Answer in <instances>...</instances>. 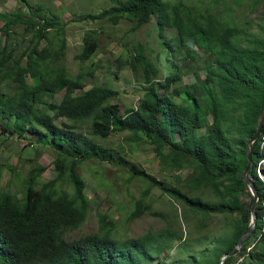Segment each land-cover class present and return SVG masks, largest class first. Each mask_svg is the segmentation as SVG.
Listing matches in <instances>:
<instances>
[{
    "label": "trees",
    "instance_id": "obj_1",
    "mask_svg": "<svg viewBox=\"0 0 264 264\" xmlns=\"http://www.w3.org/2000/svg\"><path fill=\"white\" fill-rule=\"evenodd\" d=\"M111 1L112 5L99 12L75 20L107 18L117 24L126 19L134 22L132 28H137L155 17L160 34L167 27L176 31V47L183 45L185 38L200 33L209 41L206 52L210 58L205 66L209 83H191L181 91L171 88L181 79L179 71L163 81L153 79L157 70L138 45L128 62L132 68L136 63L141 65L145 85L137 105L122 109L117 102H111L118 94L111 87L96 85L88 94L76 92L94 73L89 48L94 37H84L76 57L84 66L71 76L62 63L66 42L55 15L48 18L40 7H35L29 15L18 12L0 17V32L6 38L16 24L25 25L31 32V45L23 51V57H14V49L7 50L6 44L0 47V70L5 69V78L11 82L8 91L0 88V128L19 137L35 135L37 142H47L57 151L56 176L52 180L39 188L29 184L20 196L10 190L0 191V264H165L163 260L156 261L152 252L161 253L173 242L186 253L177 259V264H218L221 255L235 246L250 223L253 196L242 180V171L247 163L246 143L256 129L264 99V27L259 36L223 22L206 10L191 9L181 1ZM42 40L45 43L40 45ZM165 44L173 48L170 42ZM174 67L178 69L176 64ZM172 90L183 97L173 99ZM61 91L59 102L47 99ZM85 125L91 135L101 138L124 131L132 142H141L145 137L159 162L169 170L178 171L184 161L188 162L191 171L180 186H166L145 170L130 168L138 176L151 178V186H158L203 217L228 215L226 234L200 249H191L181 231L168 237L167 228L120 239L113 231L112 219L99 215L98 230L70 236L85 222L91 208L83 193V182L70 172L86 159L111 162L115 156L113 149L86 135L81 127ZM199 129L204 131L199 133ZM263 134L264 123L251 147L253 164L249 171L258 195L256 224L236 254L242 257L238 264H264V178L256 172L259 162L264 170ZM117 162L121 164V159ZM67 183H73L72 191L67 189ZM151 186L134 201L129 220L145 212L161 215L146 202ZM205 190L213 198L197 194ZM245 194L249 199L243 197ZM205 225V221L200 224ZM236 255L226 258L225 264H233Z\"/></svg>",
    "mask_w": 264,
    "mask_h": 264
},
{
    "label": "rangeland",
    "instance_id": "obj_2",
    "mask_svg": "<svg viewBox=\"0 0 264 264\" xmlns=\"http://www.w3.org/2000/svg\"><path fill=\"white\" fill-rule=\"evenodd\" d=\"M165 1H181L191 9L200 12L206 10L223 22L241 26L259 36L263 33L264 0ZM112 4L111 0H0V17L18 12L29 15L34 12L35 7H40L48 18L55 15L57 22L62 24V37L66 42L62 63L71 76L78 72L81 65L84 66L76 59L82 50L84 37H94L95 41L89 45L92 61L95 62L94 73L86 78L85 87L76 92L88 94L96 85L111 87L118 91L111 102H117L122 109L137 105L145 85L141 65L136 63L135 68H132L128 62L138 45H141L143 53L157 70L156 75H152L153 79L163 81L170 73L179 71L181 79L174 82L171 88H179L181 91H186L191 83H209L210 74L205 68L206 59L210 58L209 52H206L209 41L200 33L185 38L184 44L176 47V31L167 27L160 34L155 17L137 28H132L134 22L126 19H120L117 24L111 23L107 18L95 21L75 20L87 13H97ZM12 31L8 38L0 32V47L6 44L7 50L10 47L14 49V57H23V51L31 45V32L25 29V25L20 24L14 25ZM53 32L54 30L50 31ZM165 41L173 44V48L167 46ZM44 43L42 40L40 45ZM21 63L25 64V57ZM175 64L178 69L174 67ZM26 79L30 82L28 75ZM10 86L11 82L5 78V69H1L0 88L8 91ZM62 95L63 91L48 96L47 99L57 103ZM171 95L173 99L183 97V94L178 96L174 90ZM86 125L81 126L86 135L98 144L113 149L115 156L111 162L86 159L70 172L83 182V193L89 199L91 207L85 222L71 232L70 236L77 237L79 234L98 230L99 215L104 216L106 220L112 219L113 231L120 239L140 236L146 232L155 233L167 228L168 237L175 231H181L189 241L191 249H200L213 238L226 234L230 220L228 215L211 214L209 217H203L202 213L191 211L182 201L170 197L158 186H151V178L138 176L130 168L134 166L143 169L150 177L163 181L166 186H180L190 174L191 167L188 162L184 161L178 171L169 170L159 162L145 137L141 142H132L129 133L124 131L101 138L91 135ZM198 131L201 133L204 130ZM36 140L35 135L26 133L19 137L17 133L10 134L0 128V191L10 190L20 196L27 185L39 188L56 176V149L47 142ZM119 158L121 164L117 162ZM261 167L263 164L259 162L256 172L259 177L264 178V170ZM149 186L151 190L146 202L161 215L155 216L145 212L129 220L134 201ZM67 189L72 191L73 183H67ZM183 189L188 191L186 186H183ZM197 194L203 198H213L208 190L198 191ZM243 197L249 199L247 194ZM203 221L206 225L201 227ZM250 241L254 242L253 237ZM176 245L177 243L173 242L161 253L154 254L153 251L155 260H163L165 264H177V259L186 253L178 250ZM235 257L233 264H238L242 257Z\"/></svg>",
    "mask_w": 264,
    "mask_h": 264
},
{
    "label": "water",
    "instance_id": "obj_3",
    "mask_svg": "<svg viewBox=\"0 0 264 264\" xmlns=\"http://www.w3.org/2000/svg\"><path fill=\"white\" fill-rule=\"evenodd\" d=\"M263 123H264V99L262 101V104L260 106V110H259V114H258V119H257V126L256 129L253 133L252 136H250L247 140L246 143V158H247V163L246 166L244 167L243 171H242V180L244 182V184L247 186L248 190L251 192V195L253 196V200H252V204H251V219H250V223L247 226V228L245 229V231L239 236L235 246L227 252H224L220 259L218 264H225V260L228 257L234 256L236 255L241 247L243 246V244L245 243V241L250 237L255 224H256V213H255V205L258 201V195H257V191L254 187V184L249 176V171L251 170L253 161H252V157H251V147L252 144L258 139L262 127H263Z\"/></svg>",
    "mask_w": 264,
    "mask_h": 264
}]
</instances>
